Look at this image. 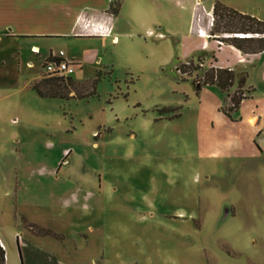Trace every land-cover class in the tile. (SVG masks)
Listing matches in <instances>:
<instances>
[{
  "label": "rangeland",
  "instance_id": "obj_1",
  "mask_svg": "<svg viewBox=\"0 0 264 264\" xmlns=\"http://www.w3.org/2000/svg\"><path fill=\"white\" fill-rule=\"evenodd\" d=\"M213 1L113 0L107 36L37 51L0 35L5 264H264V81L198 38ZM216 1L264 22V0ZM49 51L76 63L67 98L32 90ZM218 52L258 76L236 109L204 84Z\"/></svg>",
  "mask_w": 264,
  "mask_h": 264
},
{
  "label": "crops",
  "instance_id": "obj_2",
  "mask_svg": "<svg viewBox=\"0 0 264 264\" xmlns=\"http://www.w3.org/2000/svg\"><path fill=\"white\" fill-rule=\"evenodd\" d=\"M109 2L110 0H0V35L32 42L33 51L38 50L39 43L66 38L75 33L81 36H107L111 28L109 19L105 16ZM199 30L204 36L198 38L206 39L208 26H200ZM219 45L222 49L230 48L226 44ZM231 49L240 58H252L256 63L254 73L260 74L264 81V51L254 55H241L239 51ZM212 60L213 64L209 68L230 69L220 59V52ZM253 77L258 76L253 75V72L250 78L248 76L252 83ZM252 88L256 90L255 85ZM0 244L4 249L1 240Z\"/></svg>",
  "mask_w": 264,
  "mask_h": 264
},
{
  "label": "trees",
  "instance_id": "obj_3",
  "mask_svg": "<svg viewBox=\"0 0 264 264\" xmlns=\"http://www.w3.org/2000/svg\"><path fill=\"white\" fill-rule=\"evenodd\" d=\"M113 0H110L108 12H111ZM211 22L207 23L209 40H215L218 44H226L233 47L244 55H254L264 51V22L254 17L239 13L229 7H226L216 0L211 6ZM224 35H243L244 38L230 37L225 38ZM221 37V38H220ZM51 53L43 61L42 69L50 58ZM248 80V73L243 69H215L210 68L204 73V84L215 85L221 93L225 95L230 109H236L242 101L247 97L239 92H234L228 96L230 88L236 81L237 88H241ZM73 82L70 78H51L36 81L32 86V90L41 99H63L68 97V87H72ZM252 91V90H251ZM48 232L41 229L38 234H46ZM17 248L20 264H24L20 258V251ZM0 264H5V253L0 246Z\"/></svg>",
  "mask_w": 264,
  "mask_h": 264
},
{
  "label": "built area",
  "instance_id": "obj_4",
  "mask_svg": "<svg viewBox=\"0 0 264 264\" xmlns=\"http://www.w3.org/2000/svg\"><path fill=\"white\" fill-rule=\"evenodd\" d=\"M211 21V14H210ZM235 37H243L242 35H235ZM76 63L73 60L64 59L62 52L50 55V58L43 67V73L51 78H66L73 72V66ZM1 246V244H0Z\"/></svg>",
  "mask_w": 264,
  "mask_h": 264
},
{
  "label": "clouds",
  "instance_id": "obj_5",
  "mask_svg": "<svg viewBox=\"0 0 264 264\" xmlns=\"http://www.w3.org/2000/svg\"><path fill=\"white\" fill-rule=\"evenodd\" d=\"M243 36V35H242ZM245 36H243V37H238V38H244Z\"/></svg>",
  "mask_w": 264,
  "mask_h": 264
}]
</instances>
